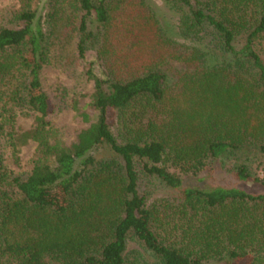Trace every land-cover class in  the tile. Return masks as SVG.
Segmentation results:
<instances>
[{"label": "trees", "instance_id": "obj_1", "mask_svg": "<svg viewBox=\"0 0 264 264\" xmlns=\"http://www.w3.org/2000/svg\"><path fill=\"white\" fill-rule=\"evenodd\" d=\"M160 2L170 25L149 0H20L0 27V264H264V0ZM52 35L99 62L70 142Z\"/></svg>", "mask_w": 264, "mask_h": 264}, {"label": "rangeland", "instance_id": "obj_2", "mask_svg": "<svg viewBox=\"0 0 264 264\" xmlns=\"http://www.w3.org/2000/svg\"><path fill=\"white\" fill-rule=\"evenodd\" d=\"M49 0H32V7L37 5L41 8ZM154 5L158 18L166 25H170L176 19V15L171 12L160 0H149ZM20 0H0V27H13L11 21L15 11L20 8ZM202 35V34H201ZM200 35V36H201ZM203 36V35H202ZM243 36H240L234 43L239 49L243 44ZM209 41V37L207 39ZM51 53L49 56V64L45 67L43 72V83L46 92L49 94L56 111L51 117V121L55 128L61 133V138L66 142L73 141L78 131L85 127L78 118L74 116L72 111V100L78 95H87L91 93L92 81L87 79L86 71L91 67L95 69L99 67V62L90 44H87V51L85 58L78 56L75 50V36L72 38H65L58 35H52ZM202 40L200 43L202 48L209 45L210 42ZM259 46V52L264 61V41ZM93 63V64H92ZM176 67H180L176 65ZM81 99V98H80ZM81 103L87 101V98H82ZM27 126V121L23 122ZM107 152V151H106ZM28 154V151L25 155ZM28 156V155H27ZM24 159H26L24 157ZM25 163V161L23 160ZM24 165V164H23ZM232 164L228 161L219 165L218 172L221 175L227 176V171ZM25 166L27 164L25 163ZM171 171L181 173L178 168L166 165ZM13 168V167H12ZM23 168H25L23 166ZM252 172L258 176L264 175V160H256L251 165ZM228 180V179H227ZM194 181H186L185 183ZM202 186L203 184H197ZM165 196L166 191L157 192L155 196ZM131 246H134L133 244Z\"/></svg>", "mask_w": 264, "mask_h": 264}]
</instances>
